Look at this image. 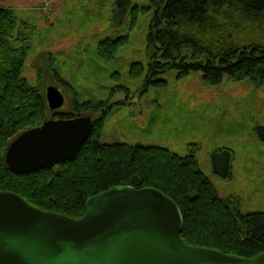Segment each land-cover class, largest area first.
<instances>
[{"label": "trees", "instance_id": "16d2710c", "mask_svg": "<svg viewBox=\"0 0 264 264\" xmlns=\"http://www.w3.org/2000/svg\"><path fill=\"white\" fill-rule=\"evenodd\" d=\"M117 1L113 20L119 26L128 4ZM151 9L155 12L147 32L149 60L147 66L134 64L139 74L148 67V78L161 85L168 82L157 76L170 69L181 76L202 71L203 79L212 84L225 76L255 85L264 82V0H151L143 10ZM33 33L13 9L0 7V191L16 192L42 211L79 218L90 197L111 187H154L180 208L185 243L245 259L264 253V211L243 213L238 194L221 198L200 168L198 146L190 144L189 153L182 156L154 144L102 141L106 109L112 106L80 96L62 78L57 83L72 96L70 109L53 112L54 118L97 111L103 116L95 119L94 131L70 161L24 174L11 171L5 157L8 144L42 125L50 114L41 87L22 75ZM125 43L123 36L101 40L98 55L108 59ZM257 132L264 139V127ZM212 160L214 172L232 177L227 148L214 152Z\"/></svg>", "mask_w": 264, "mask_h": 264}, {"label": "rangeland", "instance_id": "374dc122", "mask_svg": "<svg viewBox=\"0 0 264 264\" xmlns=\"http://www.w3.org/2000/svg\"><path fill=\"white\" fill-rule=\"evenodd\" d=\"M121 1L128 8L118 26L117 0H0V7L13 9L34 29L22 75L44 93L58 86L66 97L58 111H68L72 98L59 78L80 96L110 104L102 141L154 144L182 156L195 144L200 168L221 198L238 194L243 213L264 211V139L257 132L264 127V82L225 76L212 84L202 71L181 76L177 69L157 76L167 84L153 82L148 67L139 74L134 66L149 60L147 32L155 11L143 8L151 0ZM122 36L126 43L119 51L108 59L98 55L101 40ZM53 112L47 119H56ZM90 116L95 120L103 112ZM222 148L231 156L232 177L213 170L212 154Z\"/></svg>", "mask_w": 264, "mask_h": 264}, {"label": "water", "instance_id": "95a60500", "mask_svg": "<svg viewBox=\"0 0 264 264\" xmlns=\"http://www.w3.org/2000/svg\"><path fill=\"white\" fill-rule=\"evenodd\" d=\"M45 97L54 112L66 102L56 85ZM94 125L89 115L45 119L11 140L8 168L24 174L70 161ZM182 228L177 203L154 187H111L90 197L79 218L0 191V264H264V253L245 259L189 245Z\"/></svg>", "mask_w": 264, "mask_h": 264}, {"label": "flooded vegetation", "instance_id": "af4514ba", "mask_svg": "<svg viewBox=\"0 0 264 264\" xmlns=\"http://www.w3.org/2000/svg\"><path fill=\"white\" fill-rule=\"evenodd\" d=\"M146 6H147V5H146ZM146 6H144V8H146ZM144 8H143V9H144Z\"/></svg>", "mask_w": 264, "mask_h": 264}]
</instances>
